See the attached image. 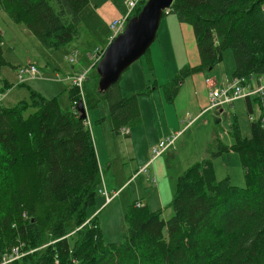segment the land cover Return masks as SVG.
Wrapping results in <instances>:
<instances>
[{"label": "trees", "instance_id": "16d2710c", "mask_svg": "<svg viewBox=\"0 0 264 264\" xmlns=\"http://www.w3.org/2000/svg\"><path fill=\"white\" fill-rule=\"evenodd\" d=\"M89 3L0 0V11L55 50L79 34L81 12ZM263 8L264 0H175L168 14L192 25L200 63L184 66L164 85L168 102L175 101L188 77L220 64L227 49L236 63L232 77L264 76ZM7 65L0 30V68ZM81 88L73 84L67 90V108L58 97L47 98L33 88L29 99L0 107V254L18 243L35 249L10 264H264V108L259 95L245 99L254 117L251 135L243 136L233 115V143L217 137L211 157L179 175L171 218L163 217L164 209L132 202L124 213L122 240L106 243L100 212L90 213L101 192L102 169L77 103L83 98L92 109L107 101L113 129L126 137L124 131L139 124L142 114L137 94L123 95L120 82L104 92ZM29 109L33 112L25 116ZM230 151L240 155L246 186L233 184L230 176L217 178L214 160ZM72 221L76 231L69 232L66 224Z\"/></svg>", "mask_w": 264, "mask_h": 264}, {"label": "rangeland", "instance_id": "374dc122", "mask_svg": "<svg viewBox=\"0 0 264 264\" xmlns=\"http://www.w3.org/2000/svg\"><path fill=\"white\" fill-rule=\"evenodd\" d=\"M128 11L127 0H90V3L81 12L79 34L61 48L49 50L24 24L16 23L5 10H1L0 30L3 33V48L11 65L0 68V90L4 92L6 81L10 82L15 89L9 98L13 103L15 98H21L19 102L29 99L30 87L45 88L48 92L45 91L46 95L51 96L50 98L58 97L63 104L62 107H70L71 98L66 89L70 85V80L64 79L65 76L79 74L90 68L81 90L87 93L98 88L99 76L96 67H91L92 62L88 58V53L96 48L105 49L107 47L109 43L107 39L111 33L110 23L114 19L124 16ZM116 15L117 18H115ZM173 28H175L173 23H169L167 26L163 21L158 38L152 44L149 54H145L135 61L131 68L123 74L125 86L129 90L126 95L137 94L138 97L142 121L131 127L138 135L126 137L123 133L117 134L113 129L112 116L107 101H101L97 107L92 109H88L86 106L87 120L93 134L97 154L100 160V151L104 162L102 164L100 162L103 175L101 192L99 190L97 203L90 208V213L99 208L93 216L100 212L99 220L106 243L122 240L123 234L127 231L124 221L126 208L132 202L139 200L145 202L146 195L152 188H155V166L160 164L159 171L167 184L175 176L178 181L179 172L182 174L186 168L200 160L203 155L206 158L211 157L209 149L210 146L215 149L212 144L217 137L227 145L233 143L234 140L230 134L233 115H237L243 136L251 135L250 117L246 110L245 99L222 107L223 111L210 109L197 115L199 112L198 103H200L199 110H203L206 104L209 105V98L206 97L209 89L204 87L207 91L204 92L203 82L211 79L221 84L232 78L236 67L232 49L225 50L223 61L212 70L198 74L194 81L193 78L188 77L181 84L175 101L168 102L164 85L172 81L184 66L199 62V50L192 28L189 25L184 28L179 27V32H173ZM73 51L79 53L74 63L70 60ZM151 57L154 60V67L149 62ZM195 60L197 63H193ZM29 63L40 67L41 72L37 77L26 78L24 83H20L17 76L18 69ZM17 66L19 67L17 68ZM73 66L74 68H72ZM128 79L134 81L135 84L132 87ZM50 83L55 84L52 93L47 88ZM154 83L157 84L156 88H154ZM148 90L150 91L148 92ZM8 102L7 98L4 104L8 105L4 106L13 107L16 105V103ZM32 112L33 109L27 110L25 116ZM218 118H220L219 122ZM176 126L182 128L180 129L182 133L176 147L171 149V155L168 151L162 160L156 161L147 171H143L141 168L139 170L137 160L146 152L149 140L159 138L158 134L173 130ZM179 144L181 149L176 150ZM214 167L217 178L222 179L230 176L233 184L246 186L239 153L234 151L223 153L215 158ZM141 172L145 173L140 174ZM146 172L151 174V178ZM106 180L110 186L105 185ZM105 189L111 198L114 191L119 189L120 191L110 201L102 193ZM104 195L110 202L100 207L104 203ZM166 207L163 217L168 220L174 210L171 205ZM75 228L74 221L66 224V229L69 232L76 231ZM75 237L74 234L73 238ZM70 242L73 245L74 240L71 239Z\"/></svg>", "mask_w": 264, "mask_h": 264}, {"label": "built area", "instance_id": "2783aa9c", "mask_svg": "<svg viewBox=\"0 0 264 264\" xmlns=\"http://www.w3.org/2000/svg\"><path fill=\"white\" fill-rule=\"evenodd\" d=\"M146 1L147 0H127L129 11L124 16L114 19L110 23L111 33L108 37L109 43L125 31L129 19L133 15H135L138 6L141 4L143 5ZM169 12L170 8L166 9V13ZM104 52L105 49L96 48L88 53V58L92 62L91 67L97 66L99 61L103 58ZM78 54V51L72 52V56L70 57L71 62L74 63L76 61V57ZM89 70L90 68L85 69L82 73L79 74H75L72 76L68 75L64 79H69L73 82L74 85L82 87ZM40 72L41 70L37 65L29 63L28 65L18 69L17 76L19 82H24L26 78L37 77ZM206 82L208 83V86L210 88L209 105L207 106L206 110L221 109L226 105H232L235 101L239 99H247L248 97H252L254 95L260 96L262 107L264 108V76H235L231 79L223 81L221 84H214L211 79H207ZM1 102L2 94H0V107ZM250 119L252 120L254 119V117L250 116ZM124 132H129V130H125ZM181 133V131L173 132L168 135L165 139H162L158 143H156L152 148L150 163L155 161V159L160 157L166 151L172 149ZM148 165L141 168V170L147 171ZM103 193L107 196L108 200L111 199V196L108 195L106 190H104ZM34 250L35 249L26 250L24 249V243H18L9 252L0 254V264H10L16 260L23 258L25 255L33 252Z\"/></svg>", "mask_w": 264, "mask_h": 264}, {"label": "water", "instance_id": "95a60500", "mask_svg": "<svg viewBox=\"0 0 264 264\" xmlns=\"http://www.w3.org/2000/svg\"><path fill=\"white\" fill-rule=\"evenodd\" d=\"M174 1L147 0L141 10L129 19L125 31L107 45L104 56L96 67L99 76L98 90L104 92L120 82L131 65L150 50L157 39L165 11ZM77 106L80 117L87 118L83 98L78 101Z\"/></svg>", "mask_w": 264, "mask_h": 264}, {"label": "crops", "instance_id": "0c3cea01", "mask_svg": "<svg viewBox=\"0 0 264 264\" xmlns=\"http://www.w3.org/2000/svg\"><path fill=\"white\" fill-rule=\"evenodd\" d=\"M175 16H177V15H175V14H172V13H170V14H168L167 16H165V17H163V19H162V21H161V25H160V27L162 26V23H163V21L164 22H166V24H167V26H169V23H173L174 25H175V28H173L172 29V31L173 32H179L178 31V28L180 27H182V28H184L185 26H187V25H189L191 28H192V31H193V34H194V30H193V27H192V25H190L189 23H186V22H181V21H179V19H177V17H175ZM115 18H117V15L115 16ZM113 20V19H112ZM160 29V28H159ZM158 34H159V31H158ZM157 38H158V36H157ZM194 38H195V34H194ZM108 40V39H107ZM195 43H196V46H197V42H196V38H195ZM90 52V51H89ZM199 53V52H198ZM149 59H151V62H152V65H153V67H154V60L152 59V57L151 58H149ZM10 62V61H9ZM11 63V62H10ZM193 63H197V60H195ZM200 63V55H199V62L197 63V64H199ZM197 64H191L192 66H194V65H197ZM190 65V64H189ZM19 66H22V65H19ZM19 66H17V68L19 67ZM40 68V67H39ZM72 68H74V66L72 67ZM88 68V67H87ZM131 68V67H130ZM129 68V69H130ZM85 69V68H84ZM128 69V70H129ZM203 72H205V71H203ZM203 72H199V73H197V74H194V75H192L190 78H193V81L195 80V77L198 75V74H201V73H203ZM68 75H70V74H68ZM68 75H66V76H68ZM72 75H75V74H71V76ZM65 76V77H66ZM125 76L123 75L122 76V78H121V83H120V88H121V92H122V94L124 95H126L127 93H129L128 91V88L125 86ZM128 82L130 83V85H131V87L135 84L134 83V81L132 80V79H128ZM213 83L214 84H218V82H215V81H213ZM11 83L10 82H7L6 81V90L4 91V92H0V94H2V106H4V105H8V104H4V101L8 98V103H12V102H10V97L12 96V94H13V92H14V87H13V85L11 84V86H9ZM71 85H72V81L70 80V85H68L67 86V90L69 89V88H71ZM36 87V86H35ZM55 87V84H53V83H50L49 84V86H47V88L49 89V91L52 93V89ZM202 87H203V90H204V92H207L206 91V89H209L210 90V88H209V86H208V84H207V82L206 81H204L203 82V84H202ZM206 89H205V88ZM1 88V87H0ZM30 88H32V87H30ZM30 88H29V90H30ZM33 89H35V88H33ZM35 90H40L41 91V93H43V94H45L46 95V93H45V91L47 92V90L45 89V88H42V89H40V88H36ZM209 90H208V93H207V98H209ZM0 91H2V90H0ZM180 92V91H179ZM26 93H27V95H28V91L26 90ZM48 93V92H47ZM48 98H50L51 96H49V95H46ZM28 97V96H27ZM21 98H15L14 100H13V103H18L19 102V100H20ZM28 99V98H27ZM239 100H241V99H239ZM15 101V102H14ZM238 101V100H237ZM59 102H60V104L63 106V104L61 103V100H59ZM236 102V101H235ZM12 103V104H13ZM12 104H10V105H12ZM234 104V103H233ZM232 104V105H233ZM207 105L208 104H206V106H205V108L203 109V110H199V106H200V103H198V114L197 115H199V114H201L202 112H204V111H206V108H207ZM4 107H10V106H4ZM247 110V109H246ZM248 113V112H247ZM249 115V114H248ZM249 117H250V115H249ZM251 120V119H250ZM180 129H182V128H178V126H176L175 128H173V130H170V131H168V132H166V133H164V132H162V133H160V134H158L159 135V138H154V139H150L149 140V143L147 144V146H146V152L142 155V156H140L139 158H138V160H137V164L139 165V170H140V168H143L144 166H146V165H148V169H149V167L151 166V165H153L156 161H160V160H162L163 159V157L165 156V154L169 151V155H171V153H172V150L170 149V150H168V151H166L165 153H163L160 157H158L157 159H155V161H153L152 163H150L151 162V153H152V148H153V146L156 144V143H158L160 140H162V139H165L168 135H170L171 133H173V132H175V131H180ZM136 135L137 133L135 132V131H133V129H129V136H131V135ZM138 135V134H137ZM180 140V139H179ZM177 143H178V139H177V141H176V143H175V145H174V147L173 148H175L176 147V145H177ZM96 146V145H95ZM177 149H181V146H180V144L177 146V148H176V150ZM97 151V150H96ZM99 154H100V157H101V159L99 160V163L101 162V164L102 163H104L103 162V158H102V155H101V153H100V151H99ZM98 158H99V156H98ZM203 158H206V156L205 155H203L202 156V158L201 159H203ZM200 159V160H201ZM199 161V160H198ZM101 164H100V166H101ZM159 168H160V164L156 167L155 166V168H154V170H155V175L156 176H154L155 178H156V181H155V184H156V186H155V188H152L151 190H150V193H148L147 195H146V200H145V202H142V200H139V201H137V203H141L142 205H147L150 209H152V210H158V209H164V208H166V206L168 205H171V202H172V200H173V198H174V195H175V192H176V189H177V180H176V176L175 177H173V179H171V182L169 183V184H167V182L162 178V175H161V172L159 171ZM187 169V168H186ZM185 169V170H186ZM139 170H138V172H139ZM184 170V171H185ZM138 172H136L137 174H138ZM142 173H145V172H141L140 174H142ZM147 174H148V177L149 178H151V174H149L148 172H146ZM179 175H181V173L179 172V174H178V176ZM129 181V180H128ZM127 181V182H128ZM106 182H107V180H106ZM105 182V185H109L110 186V183H106ZM126 182V183H127ZM125 183V184H126ZM125 184H123V185H125ZM122 185V186H123ZM107 191V190H106ZM120 191V189L119 190H117V191H114V193L112 194V198H111V200L115 197V195L118 193ZM104 197H105V195H104ZM110 200V201H111ZM110 201H108L107 199H106V197L104 198V203H103V205H101L100 207H102V206H104V205H107V203L108 202H110ZM99 209V208H98ZM98 209L95 211V212H93V213H96L97 211H98Z\"/></svg>", "mask_w": 264, "mask_h": 264}]
</instances>
